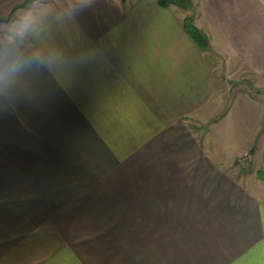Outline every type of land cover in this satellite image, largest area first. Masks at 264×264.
<instances>
[{
    "label": "crops",
    "instance_id": "crops-1",
    "mask_svg": "<svg viewBox=\"0 0 264 264\" xmlns=\"http://www.w3.org/2000/svg\"><path fill=\"white\" fill-rule=\"evenodd\" d=\"M193 2L211 47L264 84V0ZM186 16L83 0L0 41V264H264V133L228 159L198 134L223 78Z\"/></svg>",
    "mask_w": 264,
    "mask_h": 264
},
{
    "label": "rangeland",
    "instance_id": "rangeland-1",
    "mask_svg": "<svg viewBox=\"0 0 264 264\" xmlns=\"http://www.w3.org/2000/svg\"><path fill=\"white\" fill-rule=\"evenodd\" d=\"M81 1L83 0H19L8 7L5 12H1L0 14V41L15 38L25 25L45 11ZM184 12L187 13V15H193L196 24L195 8ZM10 15V20L4 21ZM207 53L210 55L213 63L217 65L219 69L218 75L223 78V87L220 89L224 94V102L221 108L214 112L208 122H203L201 124L200 122L195 123V120L191 122L192 125L198 129L197 132L199 135L201 133L200 130L208 132L209 137H211V146L216 144L215 140L217 134H221L219 145L216 144L217 149L220 147L218 149L220 153L216 156L215 149L214 155L217 158L223 155L228 159L229 154L233 151L232 148L234 147L236 149L239 144L241 146L243 142L247 141V138L248 141H250L251 135L257 134L255 136V145L258 146V141L261 139L259 133H264V84L261 78L252 75L244 69L242 65L238 67L232 59L221 55L214 48L210 47ZM248 96L257 99L258 103H249V105H247V102H251L248 101V99L246 100ZM222 131L227 134L222 133ZM253 132L254 134H252ZM205 137L206 136L203 137V140H205ZM83 168L87 170V167ZM229 171L235 173L232 169ZM244 172L247 171L241 172L243 173L240 174L241 177L245 175ZM251 175H256L255 171H253ZM76 185H81V183H77L76 181L69 183L71 187H75ZM105 217L103 213L98 215V223L101 222L100 224H103ZM100 233L102 232L98 230L88 231L81 233L79 237H102ZM67 248L70 250V245H68Z\"/></svg>",
    "mask_w": 264,
    "mask_h": 264
},
{
    "label": "trees",
    "instance_id": "trees-1",
    "mask_svg": "<svg viewBox=\"0 0 264 264\" xmlns=\"http://www.w3.org/2000/svg\"><path fill=\"white\" fill-rule=\"evenodd\" d=\"M162 8H170L176 6L184 11H190L195 8L193 0H158ZM184 28L192 38L193 42L203 51L210 50V40L207 34L201 30L196 24L193 15H187L184 19Z\"/></svg>",
    "mask_w": 264,
    "mask_h": 264
},
{
    "label": "water",
    "instance_id": "water-1",
    "mask_svg": "<svg viewBox=\"0 0 264 264\" xmlns=\"http://www.w3.org/2000/svg\"><path fill=\"white\" fill-rule=\"evenodd\" d=\"M10 18H11V15L7 19H5L4 21H9ZM0 21H1V19H0Z\"/></svg>",
    "mask_w": 264,
    "mask_h": 264
}]
</instances>
